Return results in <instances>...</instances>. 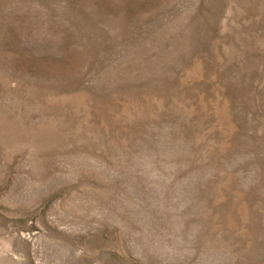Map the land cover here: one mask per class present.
<instances>
[{"label": "rangeland", "instance_id": "rangeland-1", "mask_svg": "<svg viewBox=\"0 0 264 264\" xmlns=\"http://www.w3.org/2000/svg\"><path fill=\"white\" fill-rule=\"evenodd\" d=\"M0 264H264V0H0Z\"/></svg>", "mask_w": 264, "mask_h": 264}]
</instances>
